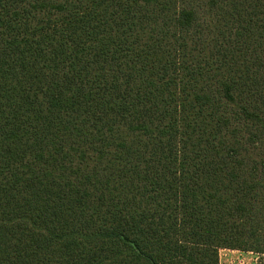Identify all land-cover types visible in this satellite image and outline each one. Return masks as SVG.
Returning a JSON list of instances; mask_svg holds the SVG:
<instances>
[{
    "label": "trees",
    "instance_id": "obj_1",
    "mask_svg": "<svg viewBox=\"0 0 264 264\" xmlns=\"http://www.w3.org/2000/svg\"><path fill=\"white\" fill-rule=\"evenodd\" d=\"M264 255V0H0V264Z\"/></svg>",
    "mask_w": 264,
    "mask_h": 264
},
{
    "label": "rangeland",
    "instance_id": "obj_2",
    "mask_svg": "<svg viewBox=\"0 0 264 264\" xmlns=\"http://www.w3.org/2000/svg\"><path fill=\"white\" fill-rule=\"evenodd\" d=\"M220 264H264V255L240 250L220 249Z\"/></svg>",
    "mask_w": 264,
    "mask_h": 264
}]
</instances>
